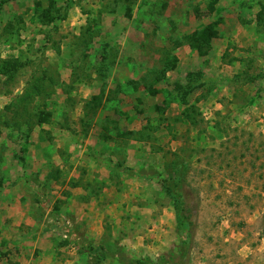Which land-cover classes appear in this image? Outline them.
I'll use <instances>...</instances> for the list:
<instances>
[{
    "label": "rangeland",
    "instance_id": "rangeland-1",
    "mask_svg": "<svg viewBox=\"0 0 264 264\" xmlns=\"http://www.w3.org/2000/svg\"><path fill=\"white\" fill-rule=\"evenodd\" d=\"M4 60L0 264H264V0H0Z\"/></svg>",
    "mask_w": 264,
    "mask_h": 264
},
{
    "label": "crops",
    "instance_id": "crops-1",
    "mask_svg": "<svg viewBox=\"0 0 264 264\" xmlns=\"http://www.w3.org/2000/svg\"><path fill=\"white\" fill-rule=\"evenodd\" d=\"M61 197H63V200H64V205H62V208H61V211H60V213L58 212V215L59 216H61V214H62V216L64 215V216H68V214L70 215V214H72V215H75L76 213H79L78 212V207L80 206V204L83 206V211H84V213L83 214H81L80 213V215H82V216H85V218H88V217H90V216H92V214L93 213H97V211H95V212H93V210H89V211H87L85 208H84V206L85 207H88V206H86V204H87V202H84V201H82L78 196H61ZM18 197L16 196L15 197V199H17ZM94 215V214H93ZM55 216H57V215H55ZM76 216V215H75ZM101 224V223H100ZM100 224H98V226H96L97 228H96V230H94L93 228H88V233L92 236V237H95V235L96 234H99L101 231H102V225H100ZM92 230V231H91ZM58 247H60V245L59 244H52V246H51V248L52 249H54V248H58ZM61 248V247H60ZM40 256V255H39ZM38 256V260H40V258H41V256L39 257ZM47 256V255H46ZM34 257L32 256L31 258H30V260H29V264H34V263H37V261L36 260H34V263L32 262ZM43 258V257H42ZM48 260H50L51 261V263L50 264H54V262H55V264H73L74 262H72V261H70V260H67V261H63L64 259H58V258H55L54 256H53V254H52V256L50 255V257H49V255H48V258H46V261H47V263L49 264V262H48Z\"/></svg>",
    "mask_w": 264,
    "mask_h": 264
},
{
    "label": "trees",
    "instance_id": "trees-1",
    "mask_svg": "<svg viewBox=\"0 0 264 264\" xmlns=\"http://www.w3.org/2000/svg\"><path fill=\"white\" fill-rule=\"evenodd\" d=\"M18 62L17 61H11V60H4L3 62H2V65H0V75H4V76H6L7 78H11L12 77V75L14 74V72H15V70L16 69H18ZM41 90H40V88H38V89H35V92H31L30 94H29V99H31L32 97H35V95H37V94H39V92H40ZM26 109H27V111L29 110V104H27V103H25V105L24 104H22ZM42 121V120H41ZM181 202V199L180 200H176V205L178 204V206H179V203ZM179 218H180V221H181V224L185 227V228H188L189 226H190V224H191V220H189V218H186L185 216H183V215H179ZM86 251L88 252V255L90 256L91 254H98V253H100L99 255H100V261H103V262H105V252H104V250H103V247L101 246V245H99V246H95L94 244H92V246H88L87 248H86ZM101 263V264H104V263Z\"/></svg>",
    "mask_w": 264,
    "mask_h": 264
}]
</instances>
